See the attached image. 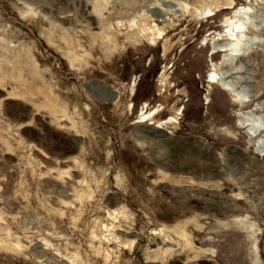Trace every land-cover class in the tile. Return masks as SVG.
Segmentation results:
<instances>
[{
	"label": "rangeland",
	"instance_id": "obj_1",
	"mask_svg": "<svg viewBox=\"0 0 264 264\" xmlns=\"http://www.w3.org/2000/svg\"><path fill=\"white\" fill-rule=\"evenodd\" d=\"M230 38L264 114V0H0V264H264Z\"/></svg>",
	"mask_w": 264,
	"mask_h": 264
},
{
	"label": "bare ground",
	"instance_id": "obj_2",
	"mask_svg": "<svg viewBox=\"0 0 264 264\" xmlns=\"http://www.w3.org/2000/svg\"><path fill=\"white\" fill-rule=\"evenodd\" d=\"M246 14L247 11H242L236 16L239 21L242 20L243 24L240 25V28L237 26L239 33H236L240 34V37L244 39L248 38L250 44H256V42L261 41L259 32L262 29L257 22L247 21L248 17H246ZM241 29L242 31H240ZM247 33L250 34L249 37H247ZM236 42L231 41V38L218 39L213 42L212 50L217 53H222L219 56L218 66L216 69H213L211 76L221 85L222 89L230 92L241 104L252 105H250V109L247 108L248 110L244 109L238 113V125L246 129L247 137L254 141L257 152L264 155V114L260 113L263 107L260 102L251 103L253 99L246 95L245 92V89L252 86L251 82L254 79L252 74L253 70L250 67L252 60L249 49H242L243 51L238 50L237 48L239 47H237ZM239 85H242V87H239Z\"/></svg>",
	"mask_w": 264,
	"mask_h": 264
}]
</instances>
